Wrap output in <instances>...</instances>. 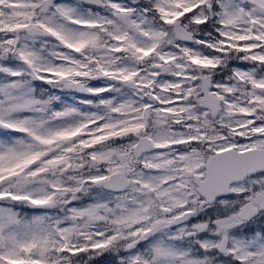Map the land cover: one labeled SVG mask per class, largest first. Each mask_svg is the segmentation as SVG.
Returning <instances> with one entry per match:
<instances>
[{
    "label": "snow or ice",
    "instance_id": "6c2138e0",
    "mask_svg": "<svg viewBox=\"0 0 264 264\" xmlns=\"http://www.w3.org/2000/svg\"><path fill=\"white\" fill-rule=\"evenodd\" d=\"M264 264V0H0V264Z\"/></svg>",
    "mask_w": 264,
    "mask_h": 264
},
{
    "label": "rangeland",
    "instance_id": "374dc122",
    "mask_svg": "<svg viewBox=\"0 0 264 264\" xmlns=\"http://www.w3.org/2000/svg\"><path fill=\"white\" fill-rule=\"evenodd\" d=\"M95 264H116L114 254H103L95 257Z\"/></svg>",
    "mask_w": 264,
    "mask_h": 264
}]
</instances>
